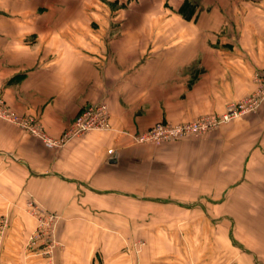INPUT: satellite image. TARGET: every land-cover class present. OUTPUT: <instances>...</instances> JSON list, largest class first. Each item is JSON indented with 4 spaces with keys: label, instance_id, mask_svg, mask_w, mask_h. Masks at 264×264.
I'll return each mask as SVG.
<instances>
[{
    "label": "crops",
    "instance_id": "obj_1",
    "mask_svg": "<svg viewBox=\"0 0 264 264\" xmlns=\"http://www.w3.org/2000/svg\"><path fill=\"white\" fill-rule=\"evenodd\" d=\"M150 1L114 18L93 0H0V96L7 105L54 137L101 101L111 123L55 149L0 119V220L8 221L0 228V264L41 262L39 254H24L28 202L43 215L75 221L61 229L65 247L54 250V264H104L95 260L99 237L119 218L130 219L135 202L156 200L134 189L163 181V162L179 149L137 143L134 133L163 117L221 109L255 89L252 77L264 68V0H189V18L179 12L184 0ZM208 146L209 188L222 187V201L240 205L220 217L255 221L246 227L254 246L237 242L226 227L223 262L264 264V102L210 134ZM118 256L112 264L126 258Z\"/></svg>",
    "mask_w": 264,
    "mask_h": 264
},
{
    "label": "rangeland",
    "instance_id": "obj_2",
    "mask_svg": "<svg viewBox=\"0 0 264 264\" xmlns=\"http://www.w3.org/2000/svg\"><path fill=\"white\" fill-rule=\"evenodd\" d=\"M145 1L149 2V0ZM93 2L104 4L105 7L108 6L107 8L115 11L114 13L107 12L108 16L122 18L125 14L123 11L128 9L127 6L143 3V0H93ZM94 15L95 13L92 16ZM252 79L256 85L253 91L239 95L221 109L197 112L192 117L181 120L163 117V123L196 125L197 130H185L180 135L158 144L147 143L178 145L179 149H177V155L169 156L170 159L164 160L163 181L160 178H153L150 190L140 185L134 189L137 196L146 194L156 200H152L151 203L137 201L130 206V219L119 218L114 225L110 223L112 227L99 237L100 242L95 260L97 258L104 264H112L111 258L116 253L121 259L126 257L122 264H200L206 258L212 259L215 264H223L229 258L226 256L227 253L219 252L218 248L229 244L223 231L230 224L234 233L233 237L237 242L255 245L256 236L246 228L255 227V221L233 220L227 222L220 217L229 211L238 213L240 205L225 204L222 201L224 194L222 187L218 186L216 190L210 189L207 179L210 134L234 121L255 114L258 109L257 107L253 111H238L239 113L232 118H222V114L226 113L230 105L257 91L261 83L256 79V76H253ZM263 102L264 100L261 104ZM137 132L139 131L135 133ZM204 164L206 165L202 166ZM156 171H158L156 175H159V170ZM203 175L204 177H202ZM160 186L162 188H159ZM143 191L147 193H143ZM157 197L161 198L163 203H158ZM170 199L178 201V204L165 201ZM198 201H202L203 204H198ZM251 207L255 209L254 204L249 205L252 211ZM118 210L123 211L121 208ZM132 211L134 212L131 216ZM24 212L29 218L24 221L27 232L24 239L25 256L29 254V259L32 257L31 252H34L39 254L40 264H54V250L65 247L61 229L64 227L75 228V221H62L56 213L43 215L39 212V206L31 202L24 205ZM124 212L127 214L128 210L125 208ZM206 213H209L212 218H217L210 220ZM247 222H251V224L245 225L244 223ZM104 224L107 228V222L100 226H104ZM7 225V220H0V228L3 231ZM112 259L116 261L114 257ZM234 260L236 259H233L229 264H239L238 260Z\"/></svg>",
    "mask_w": 264,
    "mask_h": 264
},
{
    "label": "built area",
    "instance_id": "obj_3",
    "mask_svg": "<svg viewBox=\"0 0 264 264\" xmlns=\"http://www.w3.org/2000/svg\"><path fill=\"white\" fill-rule=\"evenodd\" d=\"M260 81V87L251 95L230 105L222 118L229 119L236 116L240 111H253L259 107L264 100V68L259 74L254 75ZM0 119L15 124L23 131L37 137L45 145L59 149L75 137L81 136L93 130H107L111 127L108 105L101 101L83 107L73 118L70 125L61 135L54 137L50 135L43 125L33 116L20 115L12 110L0 97ZM185 130L196 131V125H177L163 123L159 121L145 130L134 134V141L137 143H161L164 140L180 135ZM108 154L113 155V149L107 150Z\"/></svg>",
    "mask_w": 264,
    "mask_h": 264
},
{
    "label": "trees",
    "instance_id": "obj_4",
    "mask_svg": "<svg viewBox=\"0 0 264 264\" xmlns=\"http://www.w3.org/2000/svg\"><path fill=\"white\" fill-rule=\"evenodd\" d=\"M194 4H192L189 0H184V2L179 7V12H181L186 18H189Z\"/></svg>",
    "mask_w": 264,
    "mask_h": 264
},
{
    "label": "bare ground",
    "instance_id": "obj_5",
    "mask_svg": "<svg viewBox=\"0 0 264 264\" xmlns=\"http://www.w3.org/2000/svg\"><path fill=\"white\" fill-rule=\"evenodd\" d=\"M222 124V123H221Z\"/></svg>",
    "mask_w": 264,
    "mask_h": 264
}]
</instances>
